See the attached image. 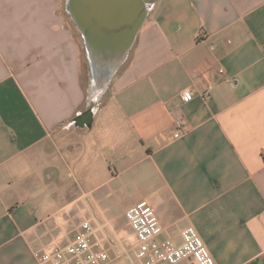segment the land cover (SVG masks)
Masks as SVG:
<instances>
[{
  "label": "crops",
  "instance_id": "obj_1",
  "mask_svg": "<svg viewBox=\"0 0 264 264\" xmlns=\"http://www.w3.org/2000/svg\"><path fill=\"white\" fill-rule=\"evenodd\" d=\"M141 200L159 239L190 225L215 264H264V0H156L96 107L60 0H0V264L84 220L124 264Z\"/></svg>",
  "mask_w": 264,
  "mask_h": 264
},
{
  "label": "built area",
  "instance_id": "obj_2",
  "mask_svg": "<svg viewBox=\"0 0 264 264\" xmlns=\"http://www.w3.org/2000/svg\"><path fill=\"white\" fill-rule=\"evenodd\" d=\"M222 73L223 70L219 69ZM192 98L191 91H185L181 99ZM183 134L180 119L174 122L173 137ZM127 223L136 238V251L124 264H178L193 259V264H215L202 238L193 226L181 230V242L159 239L162 231L153 208L146 201H138L125 210ZM37 264H113L114 258L102 247L94 234V228L84 220L77 226L72 238L65 244L48 242L32 250Z\"/></svg>",
  "mask_w": 264,
  "mask_h": 264
},
{
  "label": "water",
  "instance_id": "obj_3",
  "mask_svg": "<svg viewBox=\"0 0 264 264\" xmlns=\"http://www.w3.org/2000/svg\"><path fill=\"white\" fill-rule=\"evenodd\" d=\"M156 0H66V11L80 32L92 65V84L105 87L127 59L136 35ZM90 127L92 110L74 118Z\"/></svg>",
  "mask_w": 264,
  "mask_h": 264
},
{
  "label": "rangeland",
  "instance_id": "obj_4",
  "mask_svg": "<svg viewBox=\"0 0 264 264\" xmlns=\"http://www.w3.org/2000/svg\"><path fill=\"white\" fill-rule=\"evenodd\" d=\"M60 5H61V9L64 12L66 18L68 19L70 26L74 30V33L76 34L77 39L81 46V81H82V86H83L84 93H85V100L86 102L89 103L90 106L96 107L100 104H103L109 97L111 82L114 76L124 67L127 59L119 66V68L114 73V75L108 80L104 88H102L101 85H93L92 84V65L88 57L83 38L80 32L75 27L70 17V14L66 11V0H60Z\"/></svg>",
  "mask_w": 264,
  "mask_h": 264
}]
</instances>
